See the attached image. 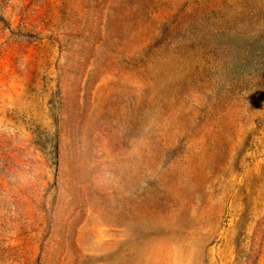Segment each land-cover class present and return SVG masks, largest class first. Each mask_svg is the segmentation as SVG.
Listing matches in <instances>:
<instances>
[{
    "label": "rangeland",
    "instance_id": "1",
    "mask_svg": "<svg viewBox=\"0 0 264 264\" xmlns=\"http://www.w3.org/2000/svg\"><path fill=\"white\" fill-rule=\"evenodd\" d=\"M0 264H264V0H0Z\"/></svg>",
    "mask_w": 264,
    "mask_h": 264
}]
</instances>
